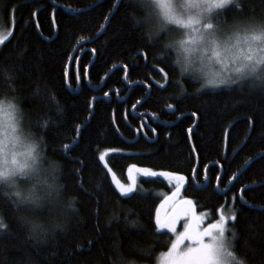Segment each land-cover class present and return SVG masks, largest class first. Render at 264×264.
Wrapping results in <instances>:
<instances>
[{
	"label": "trees",
	"instance_id": "16d2710c",
	"mask_svg": "<svg viewBox=\"0 0 264 264\" xmlns=\"http://www.w3.org/2000/svg\"><path fill=\"white\" fill-rule=\"evenodd\" d=\"M255 6L259 15L260 0ZM144 15L135 0L0 2L2 23L13 19L0 46V91L16 95L25 127L43 138L44 171L58 187L49 203L19 211L0 189L8 225L0 230V264H115L121 254L156 263L172 242L155 224L172 186L140 176L136 194L122 198L99 160L103 149L122 150L106 160L123 181L130 165L182 174V195L208 222L221 207L233 209L234 251L245 264H264V85L246 79L202 88ZM32 224L40 226L34 233ZM149 245L150 259L134 251Z\"/></svg>",
	"mask_w": 264,
	"mask_h": 264
},
{
	"label": "snow or ice",
	"instance_id": "6c2138e0",
	"mask_svg": "<svg viewBox=\"0 0 264 264\" xmlns=\"http://www.w3.org/2000/svg\"><path fill=\"white\" fill-rule=\"evenodd\" d=\"M135 2L144 11L143 19L151 29L155 30L157 38L169 31L182 33L176 37L169 36V43L165 45L167 48H175L177 52L175 63L180 65L182 72L189 70L193 53L197 51L207 52L209 47L216 50L214 52L215 61L231 74L225 76L220 73H213L206 77L205 83L201 85L202 88L206 85L217 87L224 84H234L248 78H253L254 81L264 85V0H260L259 15H257L255 6L257 0H135ZM178 3L181 7H177ZM115 10H118L117 5H114L113 10H110V12ZM246 11H251L253 14L246 16L244 15ZM229 13L232 14L231 21L228 19ZM36 14V12H33V16ZM105 20H110V15L105 16ZM53 24H55L54 19ZM171 25L177 27L172 29L170 28ZM12 34L9 33V36L0 35V45H3L5 41H9ZM149 40H152L151 32L149 33ZM220 50L226 52L227 55L221 57ZM181 52L183 53V59L179 54ZM145 58H147L146 55ZM225 60H228L229 63L225 64ZM212 61V58L207 60L208 63ZM204 63L205 58L201 57V65ZM157 67L159 68L158 65ZM159 71L164 74V80L167 82L168 74L164 68H159ZM84 75H88L87 68L84 69ZM77 79H80L79 75H77ZM157 83H160V81H157ZM12 90L15 91V88L13 87ZM37 94H39V91ZM105 95H108V93H105ZM137 103H140V101ZM168 107L171 108L172 105H168ZM77 129L79 131V125ZM70 147V145L63 146L65 152L70 150ZM99 160L105 161L104 153L99 155ZM105 167L107 168V163H105ZM133 168H136V165L130 166L129 174H131ZM82 170L83 166L74 171L78 175ZM138 171L145 177H167L171 179L173 175H176L178 185L185 180L182 175L167 172L158 173L147 168L138 169ZM107 172L111 174L116 190L122 198H131L132 195L136 194L134 182L125 186L112 173L111 168H107ZM219 181L220 176L218 175L217 182ZM42 186H46L49 195L54 191H58V187L49 183L47 177L44 178ZM79 186L83 187L82 178ZM5 188L9 191L5 192L2 198L8 200L10 206L16 211L20 210L19 206L22 204L38 205L42 199L35 189L24 192L18 184L0 183V189ZM179 191L180 187L178 186L172 196L165 197L163 203L166 204L169 200H172ZM223 192L224 190H221V194ZM144 195H148V193ZM180 203V212L162 219L159 210H157L155 216L158 234L162 229L175 234L177 231L175 225L181 219H187L191 216V223L185 224L184 231L176 235L168 251L160 254V264H245V261L240 259L234 251L238 242L234 228L237 219L235 213L231 217H227L223 215L222 210H218L220 213L219 219L209 224L207 228H202V219L195 213L193 201L186 199ZM69 207L74 212L76 211L74 203L70 202ZM95 214L98 216V212ZM2 220L3 216L0 213V230H6L8 225ZM25 222L27 223V221ZM132 223L136 224L137 221H132ZM229 223L232 227H229ZM39 228V225L32 224L33 233ZM156 243H159V241L157 240ZM134 251L138 256L150 259L153 246H138ZM115 264H139V261L128 259L121 254Z\"/></svg>",
	"mask_w": 264,
	"mask_h": 264
},
{
	"label": "clouds",
	"instance_id": "9594fccd",
	"mask_svg": "<svg viewBox=\"0 0 264 264\" xmlns=\"http://www.w3.org/2000/svg\"><path fill=\"white\" fill-rule=\"evenodd\" d=\"M177 7H181L178 3ZM213 48L207 52L197 51L192 54L191 66H199L201 57L215 60ZM183 59V53H179ZM226 52L220 50V56ZM23 112L18 98L11 91H0V183L18 184L24 192L37 190L43 185L44 166L41 143L43 138L37 137L22 124ZM26 178L27 184H20Z\"/></svg>",
	"mask_w": 264,
	"mask_h": 264
},
{
	"label": "rangeland",
	"instance_id": "374dc122",
	"mask_svg": "<svg viewBox=\"0 0 264 264\" xmlns=\"http://www.w3.org/2000/svg\"><path fill=\"white\" fill-rule=\"evenodd\" d=\"M2 22L3 21H2V19L0 17V35L9 36V33H12V29H13V19L11 17V19H10V25L9 26H6ZM176 27L177 26H175V25H171L170 26V28H172V29H175ZM181 34H182L181 32L169 31L167 34H165V39L169 43V36L176 37V36H179ZM172 49L175 52L176 58H177V52H176L175 48H172ZM228 63H229V61L228 60H225V64H228ZM186 73H189L192 76L198 78L202 82V84L205 83L206 77L210 76L213 73H220L221 75H225V76L231 74L230 72H226L225 69H224V67L220 63L216 62L215 60H213L211 63L206 62L203 65L200 64L198 67L197 66H190L189 70L186 71ZM248 79H253V78H248ZM237 83H240V82H237ZM237 83H234V84H224V85H219L217 87H212V86H207L206 85L204 88L205 89H219V88H223V87H229V86L235 85ZM22 124L25 127L24 118H22ZM120 151H122V150H119V149H103V150H101L100 153H99V155L101 153H104L105 154V161H101L102 165L105 167V163H107V160H106L107 154H109L110 152H120ZM42 157H43V155L41 156V163H42ZM42 165H43V163H42ZM130 166H128V168L126 170V176H127V180L126 181L121 180L120 178H118L117 175H115L116 178L121 182V184H123L125 186H127L129 183H133V182L136 185V183H137V177H140V176L141 177H145V176H143L142 173H140L138 171V169H143V168L151 169V168H148V167H143V166H137L136 165V168L131 169V174H129ZM107 168H111L108 163H107ZM107 168H106V170H107ZM151 170L156 171L158 173L159 172H167V173H173V174H177V175H182V174H179V173L165 171V170H154V169H151ZM112 173H114V172L112 171ZM109 176H110V179H111L112 184L115 187V184L112 181L111 174H109ZM45 177H47V179H48V176L46 175V173L44 171V178ZM146 178H160V179L165 180L167 183H169L172 186L171 191L163 196V199L160 201V203L158 204V206L156 208V213H157V210H159V214H160V216H161L162 219L163 218H166V217H169V216H172L174 213L180 212V210H181V203L180 202L181 201L186 200V199L192 200L191 198L184 197L182 195V189H183V187L185 185L186 178H185L184 182H182V184H180V185L177 184V176L176 175H173L171 179H168L167 177H146ZM19 183L20 184H27L28 181H27L26 178H21L20 181H19ZM49 183H50V181H49ZM178 186L180 187V191L177 193L176 197H174L172 200H169L166 204L163 203V201L165 200V197L172 196V193L176 191V188ZM115 189H116V187H115ZM4 190L6 192L9 191L6 188ZM38 194L42 197V199H41V201H40V203L38 205H34V204H30V203H26L24 205L30 206V207H34V206L36 207V206H41L43 204L49 203L52 200V194L51 195L48 194L47 189H46V186H41L38 189ZM219 210H222L223 215H225L227 217H231L233 215V213H234L233 209H231V208L221 207ZM194 211L202 219V224H201V227L202 228H207L209 224L214 223L216 220L219 219V215H220V213L218 212V218L216 220L212 221V222H208L206 220L205 214L202 213V212H198L196 210L195 205H194ZM181 216H182V213H181ZM189 223H191V216H189L187 219H181L180 222H178L175 225V227L177 229L176 233L175 234H172V233L169 232L172 235V241L175 240L176 235H178L180 232H183L184 231L185 224H189ZM162 230L168 232V230H166V229H162ZM170 246H171V244H170ZM169 247H168V249H169ZM168 249L165 250V251H163L162 253H166L168 251ZM155 264H160V255L158 256L157 261H156Z\"/></svg>",
	"mask_w": 264,
	"mask_h": 264
}]
</instances>
